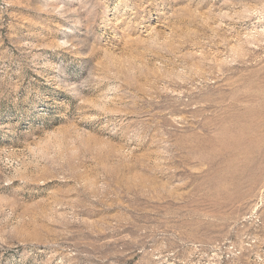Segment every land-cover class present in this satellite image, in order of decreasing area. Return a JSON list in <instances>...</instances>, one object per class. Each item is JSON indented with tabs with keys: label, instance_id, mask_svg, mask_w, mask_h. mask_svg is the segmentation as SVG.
<instances>
[{
	"label": "rangeland",
	"instance_id": "374dc122",
	"mask_svg": "<svg viewBox=\"0 0 264 264\" xmlns=\"http://www.w3.org/2000/svg\"><path fill=\"white\" fill-rule=\"evenodd\" d=\"M0 264H264V0H0Z\"/></svg>",
	"mask_w": 264,
	"mask_h": 264
}]
</instances>
